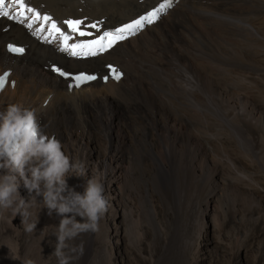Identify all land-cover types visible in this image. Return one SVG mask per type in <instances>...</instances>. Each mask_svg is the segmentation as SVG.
Returning <instances> with one entry per match:
<instances>
[{"label": "bare ground", "instance_id": "bare-ground-1", "mask_svg": "<svg viewBox=\"0 0 264 264\" xmlns=\"http://www.w3.org/2000/svg\"><path fill=\"white\" fill-rule=\"evenodd\" d=\"M254 1L257 18L248 24L239 18L242 0H171L154 23L87 57L61 51L58 38L46 41L48 25L33 34L15 8L4 9L11 16L0 15V72L11 69L14 86L0 93V111L15 103L33 110L44 134L88 176H101L109 202L99 231L72 242L73 264H231L241 253L252 256L249 264H264V0ZM166 2L26 0L66 33L68 20L93 33H68L69 44L115 31ZM7 42L24 54L7 56ZM106 63L122 70L117 83L70 93L48 69L104 74ZM87 178L70 176L67 185L82 193ZM211 199L217 218L209 221ZM34 211L32 232L18 216L0 213V264H58L52 253L60 217ZM207 228L214 246L205 249Z\"/></svg>", "mask_w": 264, "mask_h": 264}, {"label": "clouds", "instance_id": "clouds-1", "mask_svg": "<svg viewBox=\"0 0 264 264\" xmlns=\"http://www.w3.org/2000/svg\"><path fill=\"white\" fill-rule=\"evenodd\" d=\"M0 170L5 172L0 175V213L18 216L25 231L32 232L38 223L35 209H47L49 216L54 212L60 220L52 254L58 264H73L72 242L82 234L97 233L109 209L101 176H88L85 165L72 161L55 136L41 131L35 112L19 103L0 111ZM70 176L88 177L82 193L68 187ZM21 187L27 196L20 195ZM79 249L82 254V243Z\"/></svg>", "mask_w": 264, "mask_h": 264}, {"label": "snow or ice", "instance_id": "snow-or-ice-1", "mask_svg": "<svg viewBox=\"0 0 264 264\" xmlns=\"http://www.w3.org/2000/svg\"><path fill=\"white\" fill-rule=\"evenodd\" d=\"M171 6V0H167L166 3L161 4L157 9L149 12L147 15L133 21L132 23L126 24L123 27L117 28L115 31H105L102 35L98 36L95 39L81 41L78 43L69 44V41L74 37L71 34H75L80 37L92 36L93 33L84 31L81 29L83 21L79 20H68L66 21L68 32H64L61 28L52 20L50 16H41L31 7H28L26 0H11L10 3L6 4V0H0V15L2 16H11L9 11H5L6 7L15 8V16L20 18L19 22L26 23V26L33 31V34L45 32L44 25H48L47 32L48 36H45V40H48V37L52 39H59L62 43L61 51L68 52L73 57H87V56H96L100 53L108 51L116 43L121 40L127 39L130 35L136 34L138 30H141L146 24L154 23L155 20L159 17L161 13L167 7ZM12 18H15L14 16ZM31 21V22H29ZM37 22H42L39 28H35L34 25ZM89 27L97 29L99 28L96 24H92ZM50 42V41H49ZM9 51L16 54H23L24 49L20 47L9 46ZM53 71L60 76H66L67 74L61 71L58 68H53ZM7 76V73L4 74V77H0V89L4 86V78ZM110 77L115 80L121 78V73L118 69L110 66ZM75 81V87H80L82 84L89 81L95 80L97 77L94 75L80 74L71 77ZM106 80L108 77L105 78Z\"/></svg>", "mask_w": 264, "mask_h": 264}, {"label": "rangeland", "instance_id": "rangeland-1", "mask_svg": "<svg viewBox=\"0 0 264 264\" xmlns=\"http://www.w3.org/2000/svg\"><path fill=\"white\" fill-rule=\"evenodd\" d=\"M246 1V2H245ZM249 0H242V6H241V8H243L242 10L244 11V12H242V13H244V14H240L239 16H241V17H239L240 19H243V21H244V19H245V21H244V23L245 22H247L248 23V21H251V22H249V23H253L255 20L254 19H256L257 17V14H258V11H256V10H258V7H256V10H255V1L254 0H250L249 2H248ZM252 1H254V2H252ZM234 2V1H233ZM248 2V3H247ZM250 2L252 3V4H250ZM249 4V5H248ZM258 6V5H257ZM253 7V8H252ZM249 8V10L250 11H246V9H248ZM254 10V11H252V10ZM252 11V12H251ZM247 12V13H246ZM252 13L251 15H250V13ZM254 14V15H253ZM255 14H256V16H255ZM249 15H250V17H251V19L249 18ZM246 16V17H245ZM253 16H254V18H253ZM243 17H245V18H243ZM248 18V19H247ZM254 20V21H253ZM253 21V22H252ZM248 23V24H249ZM244 44V43H243ZM246 44V43H245ZM244 44V45H245ZM243 45V46H244ZM245 46H247V45H245ZM87 71V70H86ZM90 161V164L91 165H93V164H95L96 163V160L95 159H92V157H89L88 158V162ZM87 164V163H86ZM99 164V163H98ZM240 185V184H239ZM243 185V184H242ZM241 185V186H242ZM22 193V196H24L23 195V192L22 191H20V194ZM211 205H210V209H209V207L207 208V211H209L208 213H209V221H211V219L212 218H214V219H216L217 217L215 216V214H213V213H215V210H216V208L213 206V205H215V202H213L212 201V199L210 200V202H209ZM205 218H207V213H206V215H205V217H204V223L205 224H207L208 222L205 220ZM207 226H210V223H209V225H207ZM206 235L204 234L203 235V238H202V243H201V246L203 247V248H207L208 249V247H209V245H212V246H214L212 243H211V237L209 236L210 235V233H209V229L207 228L206 229ZM202 253H204V250L203 251H201ZM206 256V254L204 255V257ZM252 259V256L250 255V254H239V256H238V258H234L233 260H232V263L231 264H249V262H250V260Z\"/></svg>", "mask_w": 264, "mask_h": 264}]
</instances>
